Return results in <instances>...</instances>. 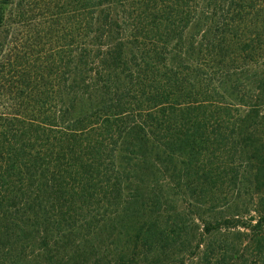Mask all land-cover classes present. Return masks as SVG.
<instances>
[{"label":"trees","instance_id":"1","mask_svg":"<svg viewBox=\"0 0 264 264\" xmlns=\"http://www.w3.org/2000/svg\"><path fill=\"white\" fill-rule=\"evenodd\" d=\"M234 1L171 7L148 40L114 0H67V52L0 72V264H264V18ZM240 187L255 214L213 212Z\"/></svg>","mask_w":264,"mask_h":264},{"label":"rangeland","instance_id":"2","mask_svg":"<svg viewBox=\"0 0 264 264\" xmlns=\"http://www.w3.org/2000/svg\"><path fill=\"white\" fill-rule=\"evenodd\" d=\"M114 2L112 16L118 23L116 30L119 31L120 36L124 38L130 35L139 38L149 36L148 40H150L155 39L151 35L156 33L155 26L160 23L159 21H162V24L166 22V18L169 16L167 10L169 11L171 7H174L175 25L181 18L175 14L176 8L183 12L182 15H185L186 19L192 20L193 24L198 17L202 19L203 15H206L207 0H114ZM234 2L241 3V0ZM241 4L245 5L244 12L248 14L250 19L264 18V0H243ZM230 5L227 4L224 10H227ZM76 9V20L79 22L91 20L92 24L96 23V6L90 7L93 11L91 10L89 14H86L87 11L82 6H77ZM219 11V8L215 11L217 12L214 17L215 20L220 19L221 12ZM229 16L231 18V15ZM67 24V0H14V3L7 9V21L0 32V72L3 78L15 79L12 77L13 75H24V71L28 74L30 71L35 76L36 68H32L34 71L31 70V64L35 63L37 69L42 64V67H45L47 63L41 64L40 61L42 62L46 55L56 52L66 53L67 33H69L67 32ZM95 29L96 25H92L89 30H80V32L76 31L75 33L94 35L96 34ZM148 42L150 43V41ZM135 48L137 49V47ZM145 49L147 48L145 47ZM44 61H46L45 58ZM61 67L63 66L61 65ZM52 81L53 79L49 78L46 79L45 83L50 84ZM128 118L130 117L126 116V119ZM182 158L184 161H188L185 155ZM201 159L202 154L198 158L199 162ZM183 180L185 179L183 178ZM263 191L264 186L256 189L258 194ZM234 192L227 190L226 201H220L213 212L220 211L221 215L229 214L231 205L228 204L236 196L242 206L251 208L250 213L255 214L253 208L256 196H252L244 187H240L237 193ZM188 203L191 205L188 199L183 198L182 204L184 206L180 207L189 210L186 216L188 223L189 220L197 216L196 214L203 216L212 212L210 207L205 211L196 212L194 208L191 211ZM207 205L209 204L205 206ZM195 223L199 224L200 222L195 219ZM192 256L186 255V260L191 259Z\"/></svg>","mask_w":264,"mask_h":264}]
</instances>
